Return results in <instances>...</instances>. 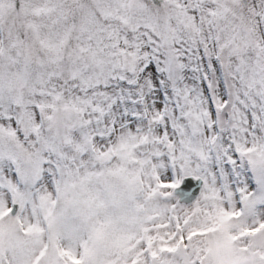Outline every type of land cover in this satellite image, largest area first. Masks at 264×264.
Listing matches in <instances>:
<instances>
[{
    "label": "snow or ice",
    "instance_id": "6c2138e0",
    "mask_svg": "<svg viewBox=\"0 0 264 264\" xmlns=\"http://www.w3.org/2000/svg\"><path fill=\"white\" fill-rule=\"evenodd\" d=\"M0 264H264V0H0Z\"/></svg>",
    "mask_w": 264,
    "mask_h": 264
}]
</instances>
